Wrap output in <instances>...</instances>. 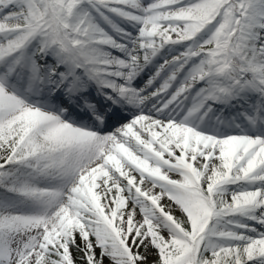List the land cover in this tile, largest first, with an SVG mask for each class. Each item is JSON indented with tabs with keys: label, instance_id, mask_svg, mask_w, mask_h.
I'll list each match as a JSON object with an SVG mask.
<instances>
[{
	"label": "snow or ice",
	"instance_id": "6c2138e0",
	"mask_svg": "<svg viewBox=\"0 0 264 264\" xmlns=\"http://www.w3.org/2000/svg\"><path fill=\"white\" fill-rule=\"evenodd\" d=\"M149 249L264 264V0H0V264Z\"/></svg>",
	"mask_w": 264,
	"mask_h": 264
},
{
	"label": "rangeland",
	"instance_id": "374dc122",
	"mask_svg": "<svg viewBox=\"0 0 264 264\" xmlns=\"http://www.w3.org/2000/svg\"><path fill=\"white\" fill-rule=\"evenodd\" d=\"M76 113L78 114L79 112L77 111ZM82 115L84 117V114L83 113H82ZM176 215L179 216L180 213L179 212H176ZM141 251L143 252V249H141ZM154 259H155V251L152 250V249H149L148 250V260L145 262V264H151V261L154 260Z\"/></svg>",
	"mask_w": 264,
	"mask_h": 264
},
{
	"label": "bare ground",
	"instance_id": "6f19581e",
	"mask_svg": "<svg viewBox=\"0 0 264 264\" xmlns=\"http://www.w3.org/2000/svg\"><path fill=\"white\" fill-rule=\"evenodd\" d=\"M75 115L78 117V114L77 113Z\"/></svg>",
	"mask_w": 264,
	"mask_h": 264
}]
</instances>
